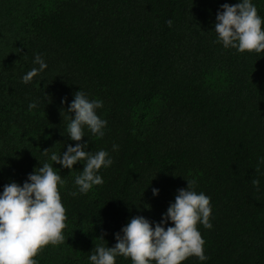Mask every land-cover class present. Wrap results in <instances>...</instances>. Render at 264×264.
<instances>
[{"label":"trees","instance_id":"16d2710c","mask_svg":"<svg viewBox=\"0 0 264 264\" xmlns=\"http://www.w3.org/2000/svg\"><path fill=\"white\" fill-rule=\"evenodd\" d=\"M239 2L0 0V195L44 163L65 181V243L46 246L37 264H91L133 217L160 223L191 180L210 197L212 228L197 225L208 259L182 264H264V52L226 49L215 33L222 5ZM251 3L264 20V0ZM37 54L47 67L24 84ZM78 91L102 101V138L85 126L70 139ZM77 143L113 160L86 194L75 184L84 161L69 170L50 159Z\"/></svg>","mask_w":264,"mask_h":264},{"label":"clouds","instance_id":"9594fccd","mask_svg":"<svg viewBox=\"0 0 264 264\" xmlns=\"http://www.w3.org/2000/svg\"><path fill=\"white\" fill-rule=\"evenodd\" d=\"M171 27L172 21L169 20ZM264 20L257 13L251 0H240L235 5H222V12L216 15L215 33L224 48H233L240 53L264 52ZM150 25V24H148ZM33 68L23 76L24 84L30 83L34 77L47 67L40 54ZM63 104L64 101L62 100ZM103 106L102 101H89L83 91L74 94V99L67 111L74 113L67 131L72 141L79 142L84 137L86 126L92 134L102 138L107 121L96 114V109ZM29 111L37 107V103L29 104ZM87 144L77 143L68 146L63 155L53 153L50 157L56 164L71 170L77 162L84 161L81 174L75 178L80 193L86 194L93 186L104 183L98 171L112 165L113 160L107 151L100 150L95 154L85 151ZM118 145H113V151ZM48 154V149L43 151ZM264 162V160H262ZM259 171V167L256 169ZM65 183L52 165L44 163L38 171L27 177L23 186L13 182L4 186L0 195V264H37L35 257L48 245L65 243L63 235L66 225V209L61 202L58 185ZM258 179L252 180L259 190ZM196 181H187V189L178 190L175 202L171 204L161 222L154 227L142 216L133 217L128 225L116 234L114 247L97 245L89 259L91 264H116V257L130 258L132 264H182L189 257L205 261V241L197 228L202 224L211 229L212 213L210 197L197 193ZM158 189H153V196ZM76 196L77 193H71ZM171 222L172 227L165 229ZM103 235L97 238L103 240Z\"/></svg>","mask_w":264,"mask_h":264}]
</instances>
